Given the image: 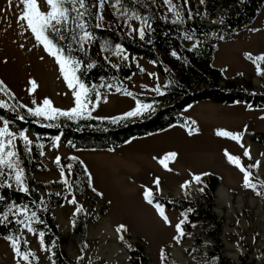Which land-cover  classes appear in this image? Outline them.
Listing matches in <instances>:
<instances>
[{
  "label": "rangeland",
  "instance_id": "rangeland-1",
  "mask_svg": "<svg viewBox=\"0 0 264 264\" xmlns=\"http://www.w3.org/2000/svg\"><path fill=\"white\" fill-rule=\"evenodd\" d=\"M141 1L162 19H176L163 0ZM95 2L96 0H87L93 19V23L87 20L88 31L92 32V24L96 27L99 23L100 27L139 37L131 28H138L140 20L126 19L121 15L119 6L113 8L106 3L102 10L103 20L98 21L96 16L100 11L91 7ZM174 2L181 9V14L203 13L200 0H188L186 6L183 0ZM11 4L10 7L9 0H0V80L4 81L11 93L0 92V99L7 101L9 98L19 112H27L20 105L35 108L42 105L45 98L52 101L53 107L70 110L75 107V98L64 81L59 66L43 50V46L37 44L30 30L21 26L23 22H18L17 17L22 12L23 5L17 7L19 0H11ZM123 5L130 12L140 14L136 9ZM70 27L75 28V24L70 23ZM64 34L66 50L77 45L71 38V32L65 31ZM187 35L186 32L182 34L184 45L192 46L201 42L194 38L185 39ZM94 37L95 40L87 44L86 49H95L112 65H117L118 60L123 59L114 54L118 43H111L108 38ZM104 45L110 46L108 50H103ZM249 53L253 58L264 55V2L248 25L237 27L231 34L215 42L212 64L219 67L226 78L240 80L245 84L249 82L252 90H258L264 87V75L257 74L256 64L246 56ZM122 55H127L128 59L125 61L133 62L140 71L111 88L107 85L99 86L96 92L100 96H96L89 105L90 117L124 115L134 110L138 103L143 104L126 91L153 92L164 84L163 75L153 61L129 54L125 49ZM30 80H35L38 84L34 93L30 92ZM219 83L222 84V80ZM179 113L190 119L191 128L172 123L160 130L129 136L109 149L71 148L61 139L60 134L42 144L39 160L46 168H33L31 173L36 180L49 184L38 188L40 205H43L49 194L52 200L56 199L51 205V212L59 231L66 237L62 247L69 257L76 259L79 264H129L127 246L129 243H139L149 264H217V250L236 262H239L240 256H246L249 264H264V195L256 194L257 191L264 192V187L261 186L264 185V144L249 138L252 131L264 130V103L260 107H253L241 99H235L231 103L199 99L184 106ZM37 118L46 122L57 121ZM5 120L0 117V127H3ZM9 130L17 134L14 141L17 152L25 150L23 141L18 138L21 131L33 143L39 144L38 137L27 128L17 129L9 122ZM221 130L240 134V143L250 150L252 158L243 156L244 148L240 147V143L218 136L216 133ZM57 136L60 137L59 141L55 139ZM225 151L241 158L242 164L252 173V183L257 185L255 190L244 187L243 173L228 162ZM169 152L177 153L176 158L168 162L171 171L159 163V159ZM56 157H60L59 166L55 163ZM72 157L81 161L91 177L87 185L80 170L74 166ZM257 161L260 162V167H248ZM68 165H71L70 170ZM62 169L64 177H61ZM204 173L209 175H203ZM194 175H201V183L194 181ZM209 176H215L218 181L211 209L222 218L218 232L219 249L206 236L198 222L191 223L187 229L182 227L185 235L177 242L174 239L178 236L175 225L184 219V213L161 205L171 222L166 224L155 208L157 202L153 201L150 205L144 198L145 190L152 189L157 197L198 200V191ZM65 178L68 180L67 185L63 183ZM156 178L161 182L159 190L154 184ZM9 182L16 185L14 174ZM186 182L190 186L182 188ZM76 184L82 188L80 191L75 190ZM218 188L223 197L217 196ZM73 198L77 204L70 203ZM77 206H82L83 211L77 213ZM10 207L0 214V219L5 213L16 211L14 207L9 212ZM77 214L88 220L83 246L71 236L72 220ZM34 222L35 220L32 221V226ZM106 225L113 236L112 240L102 231ZM120 225H124L127 231L118 233L116 229ZM121 235L124 236L123 241L119 238ZM9 236L19 237L21 244L26 246V251H31L35 257L30 258V262L23 261L16 256L10 241L6 237H0V264H51L49 248L40 244L37 231L29 233L21 225L18 234ZM112 244L117 246L118 252L113 251ZM161 250L165 254L164 260L161 259ZM119 255L127 258L119 261Z\"/></svg>",
  "mask_w": 264,
  "mask_h": 264
},
{
  "label": "trees",
  "instance_id": "trees-1",
  "mask_svg": "<svg viewBox=\"0 0 264 264\" xmlns=\"http://www.w3.org/2000/svg\"><path fill=\"white\" fill-rule=\"evenodd\" d=\"M264 0H205L201 7L203 13L188 15L183 12L182 23H173L162 19L146 3L141 0H123V4L136 9L147 20L150 28L146 30L145 39L131 37L125 32L115 29L94 27L92 32L98 38H108L111 43H118L129 54L139 55L153 61L164 78V84L159 86V91L131 93L138 102L151 105L150 109L143 111L136 117H127L113 123V118L124 115L95 118L85 116L84 118L68 119L58 117L55 122H46L27 112H19L13 101L7 98V107L0 108V117L11 122L17 129L27 128L33 132L39 140V144L32 143L30 151L20 149L18 152L20 166L25 170V186L28 192H22L19 187L9 182L12 173L5 169V176L0 177V214L8 207H24L37 213L41 222H34L33 228L39 234L44 233V246L49 248V261L51 264H79L69 257L63 247L66 237L61 234L51 212V205L56 201L51 195L40 205L39 187H46L48 183L36 180L31 169H45L46 166L39 160L40 147L49 139L60 134L61 139L71 148H105L109 149L118 145L132 135L160 130L172 123H179L191 128V121L179 113L184 106L199 99H209L214 102L231 103L235 99H241L249 106L260 107L264 103V87L252 90L249 82L226 78L220 68L212 64V55L215 42L222 40L231 34L237 27L248 25L257 15ZM86 19L93 23L91 14ZM186 32L199 44L186 46L182 43V34ZM55 42L65 48L64 40L54 37ZM75 45L66 54H70L82 61V71L78 73L89 88L94 91L90 93L91 103L96 98V90L101 85H119L120 81L140 69L133 62L119 59L116 67L106 61L95 49L78 51ZM175 53V55H173ZM95 67L88 69V64ZM261 69L264 70V64ZM222 80V84L219 81ZM91 103L89 105H91ZM23 116L24 119L19 117ZM53 124L58 126L48 127ZM249 138L259 144H264V130H255L249 134ZM74 166L82 173L84 183H89V176L79 159H75ZM12 187H7V184ZM217 178L209 176L203 185L204 190L198 191V200L184 198H163L154 196V202L164 207L174 208L187 216V221L182 225L188 228L193 222H198L207 237L215 242L219 249V227L222 218L218 217L211 209L213 205V192L217 188ZM82 188L76 184L75 190ZM93 200H91L92 202ZM8 221L0 223V237L18 234L21 225L17 220L23 217L18 213H9ZM93 216H96L94 214ZM88 220L81 214H77L71 224V236L76 242L83 246L84 235ZM21 249L26 251V246L21 244ZM129 264H149L147 255L139 243H129L127 246ZM217 264H249L246 256H240L239 262L231 260L220 251L216 252Z\"/></svg>",
  "mask_w": 264,
  "mask_h": 264
},
{
  "label": "snow or ice",
  "instance_id": "snow-or-ice-1",
  "mask_svg": "<svg viewBox=\"0 0 264 264\" xmlns=\"http://www.w3.org/2000/svg\"><path fill=\"white\" fill-rule=\"evenodd\" d=\"M164 4L168 7V11L174 13L176 19L173 20V23H182L184 17L181 14V9L177 7V4L174 0H163ZM201 4L205 2V0H200ZM106 3L113 7L121 10V15H123L126 19L129 20H140L141 25L138 28H131V31L138 34L141 40L145 39L146 30L150 28L147 20L143 18L139 13L135 11H129L128 9L124 8L123 0H96V2L91 5V7H95L100 11V14L96 16L98 21L103 20L102 10L104 9ZM184 5L186 6L188 0H183ZM10 7L12 6L11 0H9ZM19 5H23L22 12L18 15L17 20L18 22H23L21 24L22 27L26 26L27 30H30L31 34L34 36L38 45L43 46V50L50 56L53 57L55 63L59 66L60 73L63 76L64 81L66 82L68 88L72 90V95L75 98V107L71 108L70 110H61L59 108L53 107L52 101L50 99L45 98L43 100L42 105L37 106L35 108L27 107L25 105H20L21 108H26V111L29 115L33 117H42L45 120L54 121L58 117H67L68 119H76V118H84L87 114L90 117L91 113L89 111V104L91 100L89 99L90 93L94 91L93 88H89L85 84V82L81 79V76L78 75L82 71V61L76 59L70 54H66V49L61 47L58 43L55 42L54 37H58L59 40L66 39L65 31H69L72 34V40L76 42L78 45V51H86V45L93 42L95 40L94 34L91 31L87 30V19L86 17L90 14V6L87 3V0H19ZM46 6V9L45 7ZM74 14V15H73ZM71 24H75V28L70 27ZM96 27L99 28L100 24L97 23ZM79 30V31H77ZM185 39H192V36L187 35ZM110 46L104 45L103 50H108ZM124 49L119 45H115L114 54L117 56H122L124 60L128 59L127 55H122ZM175 55V53H173ZM248 59H251L254 64H256L257 74L264 75V70L261 69V63L264 62V55L256 56L255 58L252 55L246 54ZM43 59V57H41ZM116 67V65H113ZM95 67L94 64H88L87 68L91 69ZM143 71V69H141ZM31 87L30 92L34 93L38 87V84L35 80L29 81ZM101 87H105V85H101ZM107 87L111 88L112 85H107ZM119 91V89H117ZM159 91V88L156 89ZM0 92H5L11 95L7 86L4 84V81L0 80ZM131 95V93H128ZM96 96L99 97L100 93L96 92ZM35 104L36 101H33ZM7 107V104L4 100L0 99V108ZM151 105L139 104L137 107L127 112L123 117L113 118L112 122L116 123L120 119H125L127 117H136L140 115L143 111L150 109ZM20 119H24L23 116L19 117ZM48 127L58 126L53 124L46 125ZM191 134V133H190ZM218 136L228 137L237 143H240L242 137L240 134H234L229 131H218L216 133ZM20 140L23 141L25 150L30 151V145H32L33 141L29 139L28 135L25 134L24 131L19 132ZM17 139V134L13 131L9 130V122L4 121L3 127H0V177L5 176V169L9 171V173L14 174L15 184L19 187V190L22 192H28V187L25 186V170L20 166V158L19 154L16 150L17 146L14 141ZM59 141L60 137L57 136L55 138ZM39 147H43V145H39ZM240 147L244 148L243 156L251 159V152L248 148L244 146L243 143H240ZM43 155V153H41ZM177 153L169 152L165 154L162 158L159 159V163L167 170L171 171L168 167V162L172 161L176 158ZM225 156L229 163L235 165L240 172L243 173V182L244 187L256 189L257 185L252 183L251 177L252 173L246 168L242 162L241 158L236 155H232L225 151ZM71 159L75 160L76 157H72ZM55 163L59 166L60 165V157H56ZM249 168H258L260 167V162L257 161L255 164L248 166ZM69 170L71 169V165H68ZM203 175H209L208 173H204ZM65 173L63 169L61 170V177H64ZM91 180V177H89ZM194 181L199 184L202 181L201 175H194ZM64 184H68V180L65 178L63 179ZM160 179L156 178L154 184L157 190L160 189ZM4 186L0 184V187ZM190 186L189 182H186L182 185V188L187 189ZM264 187V185H261ZM7 187H12V184L8 183ZM71 187V185H69ZM201 192L204 190L203 188L199 189ZM93 191H96L93 188ZM257 195H264V192L257 191ZM144 198L148 204L152 205L154 201V193L152 189H146L144 192ZM2 199V197H0ZM70 203L77 204V201L73 198ZM15 207L16 213L19 216L24 217V219L17 220V223L22 225L24 229L27 230L29 233L35 232V229L32 226V221L36 220L39 221L37 217V213L35 211H31L29 213V209L24 207H16L11 206L9 208V212L13 211ZM155 208L158 211L159 215L163 218L166 224H170V220L168 216L165 215L164 208L159 204H155ZM83 211L82 206H77L76 212L79 213ZM9 215L5 213L3 218L0 219V223L8 221ZM187 221L186 214L184 215V219L180 220L176 225V231L178 233L177 237L174 239L179 242V238L185 235L182 225ZM116 231L118 233H122L127 231L124 225H120ZM40 236V244L44 245V233L41 232ZM122 241L124 240V236L121 235L119 237ZM7 240L10 241L11 246L16 254V256L20 257L25 262H30V258H34L35 254L31 251H22L21 249V240L19 237H6ZM23 243H27V241H23ZM86 247V245H85ZM83 259V257H80ZM161 259H165L164 251L161 250Z\"/></svg>",
  "mask_w": 264,
  "mask_h": 264
},
{
  "label": "bare ground",
  "instance_id": "bare-ground-1",
  "mask_svg": "<svg viewBox=\"0 0 264 264\" xmlns=\"http://www.w3.org/2000/svg\"><path fill=\"white\" fill-rule=\"evenodd\" d=\"M180 189V188H179ZM181 190H182V188H181ZM217 196L218 197H223V193H222V191L220 190V188H218L217 189ZM102 231H103V233L106 235V236H108V237H110V239L112 240V238H113V236H112V234L110 233V231H109V228L107 227V225L106 226H103V229H102ZM111 248L113 249V251H116V252H118V248H117V246L115 245V244H112V246H111ZM120 257H118V258H120L119 259V261H124L123 259H124V257H126V256H121V255H119ZM127 258V257H126Z\"/></svg>",
  "mask_w": 264,
  "mask_h": 264
}]
</instances>
